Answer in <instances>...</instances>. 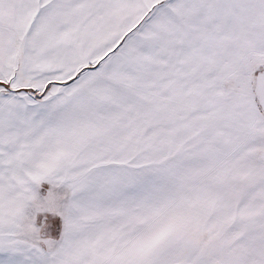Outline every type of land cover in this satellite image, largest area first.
I'll return each instance as SVG.
<instances>
[{
  "label": "snow or ice",
  "instance_id": "1",
  "mask_svg": "<svg viewBox=\"0 0 264 264\" xmlns=\"http://www.w3.org/2000/svg\"><path fill=\"white\" fill-rule=\"evenodd\" d=\"M0 264H264V0H0Z\"/></svg>",
  "mask_w": 264,
  "mask_h": 264
}]
</instances>
